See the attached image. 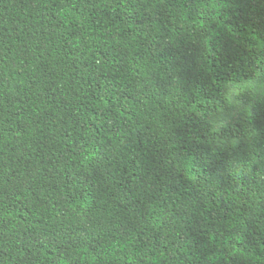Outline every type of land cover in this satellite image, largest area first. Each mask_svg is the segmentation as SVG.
<instances>
[{"label": "trees", "instance_id": "obj_1", "mask_svg": "<svg viewBox=\"0 0 264 264\" xmlns=\"http://www.w3.org/2000/svg\"><path fill=\"white\" fill-rule=\"evenodd\" d=\"M0 264H264V0H0Z\"/></svg>", "mask_w": 264, "mask_h": 264}]
</instances>
